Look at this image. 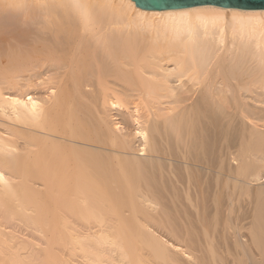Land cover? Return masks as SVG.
Returning <instances> with one entry per match:
<instances>
[{
	"label": "bare ground",
	"instance_id": "6f19581e",
	"mask_svg": "<svg viewBox=\"0 0 264 264\" xmlns=\"http://www.w3.org/2000/svg\"><path fill=\"white\" fill-rule=\"evenodd\" d=\"M4 63L28 75L12 69L9 77ZM0 66L7 70H0V264H223L230 244L226 264H263L258 218L251 215L256 229L249 225L254 231L243 242L246 219L245 226L238 223L243 216L228 221L226 212L222 228L229 223L225 234L232 230L236 240L222 241L223 255L209 235L212 243L203 247L193 231L186 233L191 222L185 214L177 220L174 209H158L159 183L145 176V159L124 156L137 151L157 159L169 139H201L222 121L217 127L224 125V135H235L237 155L230 157L238 162L234 168L227 162L233 174L225 175L231 181L227 199L258 184L264 168V10L0 0ZM99 108L117 114L104 117ZM232 202L226 203L231 209ZM13 222L40 235L42 244ZM159 229L170 230V237ZM202 247L209 255L194 256Z\"/></svg>",
	"mask_w": 264,
	"mask_h": 264
},
{
	"label": "rangeland",
	"instance_id": "374dc122",
	"mask_svg": "<svg viewBox=\"0 0 264 264\" xmlns=\"http://www.w3.org/2000/svg\"><path fill=\"white\" fill-rule=\"evenodd\" d=\"M7 66L6 68H9L10 69V71H9V73L8 72H6L7 74H9V77H10V75H15V74H13L11 71H13V70H15L14 71V73L17 71V73L19 74V75H22L21 73H23V75H28V72L26 71V70H24L23 69V67H21V70H20V68L17 70V68H18V66H16V65H14V66H9V65H7L6 63H4V65L3 66ZM3 66H0V70H1V67H2V70L5 72V68L3 67ZM13 69V70H12ZM7 71V70H6ZM25 73V74H24ZM1 74H3V72L1 71V73H0V75ZM5 76V75H4ZM2 77H3V75H2ZM6 78H8L7 76H5ZM4 77V78H5ZM102 108V107H101ZM101 108H99V110L101 109ZM104 109H108V108H105V107H103ZM104 109H102V112H104V114H102V112H101V110H100V112H101V115H108L109 113V115L107 116L108 118H109V116L112 114H114V115H116L117 113H115L114 111H110L109 112V110H104ZM108 113V114H107ZM106 116H104V117H106ZM114 118H118V116H114ZM220 122H222V121H220ZM220 122L219 123H217V126H218V124L220 125ZM222 124V123H221ZM214 126V125H213ZM210 126V129L208 128V130H207V132L206 133H204L203 134V138H201V139H193V137H190V138H187L185 141L184 140H181L180 141V139H181V137H173V138H171V139H169V141L168 142H165V143H167L166 145L168 146H166V145H164V143L162 144V145H164L163 147H162V149L164 148V147H167V148H165V150L164 151H166V152H164V153H166V154H164L163 153V155L162 156H159V158H157L156 159V156L155 155H150V156H137V155H139V154H141L140 152H137V151H132V152H129V154H126L124 157H126V158H131L132 156H133V158L135 157H137V158H143V160L144 161H146L147 162V166L149 165V167H145V172H146V174H145V176H150V178H151V180H153V182L155 183V182H157V183H159L157 186H158V188H160V191H161V193H160V195L161 196H159L158 197V199H157V203L159 202V204L160 205H158L159 206V210H162L165 206L166 207H168V208H172V211H173V209L175 210V211H173V212H176V214L174 215V213H173V215H174V217L175 216H177V220H180V218H183L184 216H183V214H185V216H186V223L188 222H191V224H188V225H192L194 222L196 223V225H195V223L192 225V227H188L187 226V224H186V227H188V228H193L194 227V225H195V227L193 228V229H191V230H189L188 228H186V233L187 234H190V232H192L191 234L192 235H194L195 237H197L196 239L198 240V238H199V240L197 241V242H204L203 244H201L203 247H207V244H205V243H212V241H213V245L215 246V248H218V251H219V249L220 250H224L223 248H225L226 247V244H224L222 241H224L225 243H226V241H227V238L229 239V241H227V245H228V242H230V240H232L233 239V237L234 236H232V235H230V232H232V230L230 231L229 229H228V231H230L229 233H228V231H227V234H228V237H227V235L225 234L226 233V230L224 229L225 227H227V226H230V224L228 223V221L229 220H231L230 218H229V216L230 217H232V218H234L233 219V221H238V218L240 219L242 216V218L240 219V220H242V222L240 221H238V223L240 224H242L243 223V221L246 219V221H244V222H246L247 224H245V225H247L246 227H244V229L241 231H239V234L241 233V237H240V240H242L243 242H246L247 241V239H245V237L247 238V235H248V237H249V234H250V232H253L254 231V229H259L260 227H259V225L260 226H262V228L264 227V193L262 194V192H260L259 190L260 189H262L261 191H263L264 192V168L262 169V170H260V173H259V175H260V181L258 182V184L255 186H253L252 184L250 185H248L249 187H248V189H251L252 190V192H251V190H249L248 191V189L247 190H245L246 191V194L247 195H245V196H242V195H244L243 194V192H239L240 190H238V191H236V192H238V193H236L235 194V196H237V198L239 199V200H236L237 198L235 197V196H233L234 197V200H231V198L230 199H227V197H228V195L226 196V193L228 192L229 193V190H230V188H231V181L228 179H225L226 177L228 178V176L229 175H231V176H233V174H229L228 175V167H227V162H230L231 161V163H230V165L233 167H235L237 164H238V162H237V160H233V159H231V157L232 158H234V156H236L237 155V151L236 150H234L235 149V135H234V133L232 134L231 132H227V133H225L226 135H224V132H225V128H224V125H222V129L224 130V132L221 130V128H219V127H217L216 125V127L214 126ZM213 128V129H212ZM215 128V129H214ZM219 129V130H217V129ZM216 130V131H215ZM223 132H221V131ZM209 131V132H208ZM219 131V132H218ZM212 132V133H211ZM216 132V133H215ZM218 132V133H217ZM233 132V131H232ZM210 133V134H209ZM232 135H231V134ZM207 134V135H206ZM212 134V135H211ZM217 134V135H216ZM221 134V135H220ZM230 136H229V135ZM209 135V136H208ZM214 135H215V137H214ZM228 135V136H227ZM207 136V137H206ZM213 138H212V137ZM200 137H202V136H200ZM208 137H211V138H209L208 139ZM218 139H217V138ZM230 137V138H229ZM233 137V138H232ZM178 140H177V139ZM180 138V139H179ZM224 138V139H223ZM232 138V139H231ZM204 139V140H203ZM207 141H206V140ZM212 139V140H211ZM200 140V141H199ZM227 140V141H226ZM231 140V142H229ZM234 140V141H233ZM174 141V142H173ZM178 141H180V142H178ZM187 141V142H186ZM193 141V142H192ZM197 141V142H196ZM233 141V142H232ZM177 142H178V144H177ZM202 142H205L204 144L202 143ZM207 142V143H206ZM228 142V143H227ZM170 143V144H169ZM181 143V144H180ZM193 145H192V144ZM197 143V144H196ZM209 143V144H208ZM172 144V145H171ZM191 144V145H190ZM195 144V145H194ZM212 144V145H211ZM136 145H138V143L136 144ZM178 145V146H177ZM181 145V146H180ZM183 145V146H182ZM185 145V146H184ZM226 145V146H225ZM172 146V147H171ZM197 146H199L198 148H197ZM206 146V147H205ZM208 146V147H207ZM171 147V148H170ZM233 148V149H232ZM228 149H229V151H228ZM167 150H168V152H167ZM170 150V151H169ZM233 150V151H232ZM231 151V152H230ZM108 152V151H107ZM136 156H135V155ZM171 154V155H170ZM173 154V155H172ZM234 154H236V155H234ZM166 155V156H165ZM169 155V156H168ZM232 155V156H231ZM152 156V158L150 159V157ZM153 156H155V157H153ZM231 156V157H230ZM148 157H149V159H148ZM256 158V156H252V158ZM238 158V157H237ZM236 157H235V159H237ZM250 158H251V156H250ZM230 159V160H229ZM151 160V161H150ZM229 160V161H228ZM248 160V159H247ZM150 162V163H149ZM225 162V163H224ZM262 162H264V159H263V161ZM149 163V164H148ZM151 164V165H150ZM206 165V166H205ZM209 165V166H208ZM222 165H223V167H222ZM153 166V167H152ZM155 166V167H154ZM213 166V167H212ZM225 166V167H224ZM158 167V168H157ZM222 167V168H221ZM227 167V168H226ZM233 167V168H234ZM105 168V169H104ZM102 170L104 171V170H106L107 168L106 167H104ZM205 168V169H204ZM219 168H220V170H221V172H220V170H219ZM227 169V170H225V169ZM148 169H151V170H148ZM154 170V171H153ZM212 170V171H211ZM107 171V170H106ZM216 171H218V172H216ZM226 171V172H225ZM149 172V173H148ZM226 174H225V173ZM106 172H104V173H102V174H105ZM214 173V174H213ZM218 173V174H217ZM262 173V174H261ZM216 175V176H215ZM222 175V176H221ZM225 175H228V176H225ZM153 177H155V178H153ZM218 177H219V179H218ZM221 177H222V179H221ZM239 177H241V176H239ZM217 178V179H216ZM244 178V177H243ZM252 178V177H251ZM240 179V181H238V182H241V180H242V178H238V180ZM245 179V178H244ZM242 180V182H245V180ZM217 180V181H216ZM220 180V181H219ZM225 180H227L228 182L226 183V181ZM163 181H164V183H163ZM165 181H166V183H165ZM160 182H161V184H160ZM189 182V183H188ZM219 182V183H218ZM241 182V183H242ZM157 183H155V184H157ZM225 183V184H224ZM230 185H229V184ZM162 184H164V185H162ZM187 184H189V185H187ZM220 184V185H219ZM227 184H228V186H230V188H229V190H227L228 188H227ZM161 185H162V187H161ZM226 185V186H225ZM263 185V186H262ZM184 186V187H183ZM188 186V187H187ZM191 186V187H190ZM225 186V187H224ZM258 186V187H257ZM181 187V188H180ZM186 187H187V190H186ZM218 187V188H217ZM220 187V188H219ZM164 188V189H163ZM216 188V189H215ZM227 188V189H226ZM167 189V190H166ZM168 189H169V191H168ZM175 189V190H174ZM180 189V190H179ZM219 189V190H218ZM256 189H259L258 191H259V193L260 194H258L257 193V191H256ZM163 190V191H162ZM189 190V191H188ZM218 190V191H217ZM175 191V192H174ZM216 191V192H215ZM171 192V193H170ZM185 192V193H184ZM248 192H249V194H248ZM172 193H174V194H172ZM188 193V194H187ZM227 193V194H228ZM239 193H242V195H241V197H239ZM255 193H257L258 194V197H256V196H253ZM165 194V195H164ZM170 194V195H169ZM225 194V195H224ZM239 194V195H238ZM259 195H263L260 199H259ZM164 196V197H163ZM167 196V197H166ZM168 196H170V197H168ZM252 196V197H251ZM186 197H188V198H186ZM226 197V198H225ZM168 199V200H167ZM227 199V200H226ZM246 199V200H245ZM161 200V201H160ZM225 200H226V202H225ZM229 200V201H228ZM235 200H236V202H235ZM171 201V202H170ZM231 201H234V202H232L233 203V208H234V206H235V209H231V207L230 206H227L228 204H230V202ZM238 201V202H237ZM256 201V202H255ZM259 201V202H258ZM226 203H228V204H226ZM232 203H231V205H232ZM238 203V204H237ZM177 204V205H176ZM236 204V205H235ZM175 205V206H174ZM256 205V206H255ZM157 206V207H158ZM183 206V207H182ZM204 206V207H203ZM229 207L228 209H226V207ZM241 206H242V208H241ZM165 207V208H166ZM179 207V208H178ZM253 207V208H252ZM162 208V209H161ZM203 208V209H202ZM255 208V209H254ZM259 208V209H258ZM179 210V211H177V210ZM182 209V211H180ZM185 209V210H184ZM224 209V210H223ZM229 209H231V210H229ZM254 209V210H253ZM258 209V210H257ZM216 210V211H215ZM220 210V211H219ZM228 210L231 212V211H236V212H232L234 215H232L231 213V215L229 214V212H228ZM242 210V211H241ZM245 210V211H244ZM256 210V211H255ZM260 210V211H259ZM156 211H158L157 209H156ZM166 211H168L167 209H166ZM197 211V212H196ZM238 211V212H237ZM255 211V212H254ZM258 211V212H257ZM262 211V212H261ZM185 212V213H184ZM202 212V213H201ZM218 212V213H217ZM226 212L228 213V216H227V214H226ZM244 212V213H243ZM257 212V213H256ZM178 213V214H177ZM182 214V217H180L179 218V216H181L180 214ZM191 213H193V215L191 214ZM214 213H215V215H214ZM187 214V215H186ZM200 214V215H199ZM223 214V215H222ZM226 214V215H225ZM238 214V215H237ZM239 214H240V216H239ZM246 214H247V217H246ZM262 214V215H261ZM192 218H190L189 216ZM196 215V216H195ZM226 216V218H225V216ZM251 215L254 217V218H258L257 219V221H258V223H257V221H256V223L257 224H255L254 226H257L256 228H254V226H253V230H251L250 228H248L249 227V225H250V223H252V221L254 220V219H251V218H253V217H251ZM258 215H261V217H259ZM222 216V217H221ZM237 216H239V217H237ZM258 216V217H257ZM202 217V218H201ZM219 217V218H218ZM236 217H237V219H236ZM249 217V218H248ZM176 218V217H175ZM179 218V219H178ZM196 218H200V219H202L203 221V223H202V225H204V227H202V225H200L199 224V222H197V220H196ZM204 218V219H203ZM208 218V219H207ZM224 218L225 219H229L228 221H226L225 220V222H227L226 224H227V226H225L224 228H222L223 226H224ZM245 218V219H244ZM259 218H262V219H260V221L261 222H259ZM236 219V220H235ZM249 219V220H248ZM176 220V221H177ZM182 221H184V219H181ZM191 220V221H190ZM196 220V221H195ZM214 220V221H213ZM263 220V221H262ZM193 221V222H192ZM249 221H250V223H249ZM209 222V223H208ZM231 222V221H230ZM14 223V225H16V228H17V231L18 230H21V231H18V232H20V233H22L23 235H25L26 237H32V238H38V240L40 241V243L42 244V242H41V240L39 239L40 237V235H38V234H36L34 231H32L30 228L28 229V228H26V227H24V224H23V226H22V223H17V222H13ZM179 223H182V222H180L179 221ZM184 223V222H183ZM204 223H206V224H204ZM220 223V224H219ZM253 223H254V221H253ZM262 225H261V224ZM208 224V225H207ZM222 224V225H221ZM225 224V225H226ZM244 224H242V225H244ZM259 224V225H258ZM215 225V226H214ZM244 225V226H245ZM251 225H250V227H251ZM180 226V228L182 227L181 225H179ZM240 227H238V228H242V226L241 225H239ZM202 227V228H201ZM214 227V228H213ZM200 228V229H199ZM248 228V230L249 231H247L246 229ZM252 228V227H251ZM211 229V230H210ZM220 229V230H219ZM201 230V231H200ZM251 230V231H250ZM264 229H262V231H263ZM159 231H161L162 233H165V235L167 236V237H170V234H169V231L168 230H166V229H159ZM166 231H168V233H166ZM222 231H223V233H222ZM256 231V230H255ZM211 232H215V233H211ZM246 232H249L247 235H245L246 234ZM264 232V231H263ZM27 233V234H26ZM204 233H205V235H204ZM211 233V234H210ZM242 233H243V238H242ZM169 234V235H168ZM220 234V235H219ZM232 234V233H231ZM200 235V236H199ZM207 235V236H206ZM208 235H209V238L212 240V241H210V239H208L207 237H208ZM212 235V236H211ZM215 235V236H214ZM218 235V236H217ZM229 235H230V238H229ZM205 236V237H204ZM211 236V237H210ZM263 236H264V234H263ZM192 238H193V236H191ZM200 237H203V239L202 238H200ZM213 237V238H212ZM223 237V238H222ZM226 239H225V238ZM239 237V236H238ZM216 238V239H215ZM218 238V239H217ZM195 239V238H194ZM234 239H235V237H234ZM238 239V238H237ZM203 240V241H202ZM219 241V242H217V241ZM221 240V241H220ZM236 240V239H235ZM235 240H234V242H235ZM240 240H238V241H240ZM214 242H216L217 244L219 243V246L218 247H216L217 246V244L216 243H214ZM234 242H232V243H234ZM247 242H249V241H247ZM231 243V242H230ZM221 244V245H220ZM222 244H224V246L222 247ZM231 245L232 244H230V245H228V249H226V250H228V252H229V249H232L231 248ZM202 247V248H203ZM184 248V247H183ZM222 248V249H221ZM253 248V247H252ZM207 248H205V250H206ZM209 249V248H208ZM207 249V250H208ZM226 250H224V252L223 251H219V253L221 254L222 252L224 253V255L223 254H221V255H223V257H224V263L223 264H226L227 263V259L225 258L226 257V255L227 254H229ZM254 251H256L255 249H254ZM225 252H226V254H225ZM196 253H198V254H196ZM200 253H202L201 255H199ZM195 252V253H193V255L194 256H204V254H205V256H208L209 254L208 253H210V249H209V252L208 251H204V248H203V252ZM212 253V252H211ZM208 254V255H207ZM258 255V254H257ZM229 257V256H228ZM257 257V256H256ZM259 258H260V256H258ZM263 257H264V255L262 256V259H263ZM230 259V258H229ZM264 260V259H263ZM222 262V261H221ZM220 262V263H221ZM222 264V263H221ZM263 264H264V262H263Z\"/></svg>",
	"mask_w": 264,
	"mask_h": 264
},
{
	"label": "water",
	"instance_id": "95a60500",
	"mask_svg": "<svg viewBox=\"0 0 264 264\" xmlns=\"http://www.w3.org/2000/svg\"><path fill=\"white\" fill-rule=\"evenodd\" d=\"M143 10H171L193 6L214 5L224 8L264 10V0H132Z\"/></svg>",
	"mask_w": 264,
	"mask_h": 264
},
{
	"label": "snow or ice",
	"instance_id": "6c2138e0",
	"mask_svg": "<svg viewBox=\"0 0 264 264\" xmlns=\"http://www.w3.org/2000/svg\"><path fill=\"white\" fill-rule=\"evenodd\" d=\"M3 177H0V181H2Z\"/></svg>",
	"mask_w": 264,
	"mask_h": 264
}]
</instances>
